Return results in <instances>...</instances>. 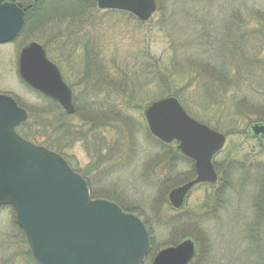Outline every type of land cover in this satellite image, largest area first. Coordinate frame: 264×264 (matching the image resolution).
<instances>
[{
  "label": "rangeland",
  "instance_id": "rangeland-1",
  "mask_svg": "<svg viewBox=\"0 0 264 264\" xmlns=\"http://www.w3.org/2000/svg\"><path fill=\"white\" fill-rule=\"evenodd\" d=\"M78 1L50 0L49 2L48 0L47 3L45 2L47 5L44 4V6L47 7V10L51 9V12L44 13L45 16H42L40 23H33L34 25L24 28L25 30H22L15 40L0 45V94L16 98L20 103V107L27 111V120H29V113L33 112L30 125L31 133L46 140L44 132H47L50 142L55 141L59 133L54 136L52 133L53 128L48 125V128L45 129L44 120L42 119L46 116L54 119V115L44 113L45 116L37 117L39 112L50 111V108H47L48 101L46 100L50 98L21 82L17 72V56L20 48L29 41L36 40L42 45L45 43L44 48L48 51L49 59L58 65L65 80L70 83L75 82V78L78 80L83 72L84 65L78 63L67 64V55L63 54L65 50L60 45L56 47L57 42H55L58 39L56 37L58 32L66 30L67 26L70 25V22H67L69 18L67 20H65L66 18L63 19L65 21L58 25L53 19L54 16L52 17L55 13L64 14L68 12L70 16L73 15L74 8L72 6L74 4L79 5ZM83 2L89 3V0H83ZM155 2L154 14L142 24L127 23V17L122 15L125 12H94L97 22H99L97 25L100 24L101 26V32L97 34L96 31V35L97 37L103 36V42L107 45L113 44L116 35H119V38L116 37V39L119 43L120 41L123 43L121 46L124 50L129 48V51H134L139 55L138 58L145 62H147V57L151 58V56L160 59L161 63L164 64L171 62L174 58L176 69L173 73L179 84L183 86L182 88L186 87L184 93L190 97L191 100L187 99V103L191 107L197 108V105L202 103L207 96L205 93H201V96H199L197 92L191 91L186 86L188 76L204 77V71L199 72L197 66L207 60L205 55L203 56L202 48L199 46V40L202 41L201 36L205 33L208 34V31H213L218 38H226V34L230 33L229 38L232 39L231 41L240 36L245 47L254 50L258 58H264V0H155ZM76 13L75 11L74 14ZM47 19L50 20L45 24ZM41 24L42 26H40ZM147 53H149V56L145 55ZM209 63L210 61L206 64L209 65ZM251 63V69L241 70L238 74L240 77L233 81L244 80L245 84L241 83L236 86V89L239 90L238 93L242 95L239 99L242 100L246 96L243 101L250 97L259 99L257 95L264 91V87L260 88L259 86V83L264 85L262 71L255 61ZM230 82L224 83V88H212V91H215V96H223L221 93H225L226 89L234 88L233 85L229 84ZM146 92H148V89H145L142 94ZM226 94L231 95L228 92ZM239 99H237L238 102H240ZM246 106V111L254 120V114L258 112L256 107L253 104L249 106L247 101ZM129 115H131V119ZM129 115L127 114L130 120L129 127L130 129H136L137 134H128L126 127L125 131L117 130L118 126L115 128L106 127L102 131H105V136L108 139L105 137L101 141L102 144L94 143L91 140L81 142L75 139L74 143H70L68 149L64 150L65 155L53 149L49 150L63 156L74 171L84 176L88 181L89 191L94 193L95 198L114 201L121 208L123 207L122 209L125 212L135 214L145 222L152 232L151 235L155 239L157 249H162L174 245V243H171L174 236H170L169 231L164 229V225L167 223L162 221L168 216L166 211L170 210L168 193L166 195L167 204L161 205L160 194L155 195L156 184L145 178L149 174L146 171L148 161L155 156L159 158L161 154L160 145L153 136H146L144 128L147 125L143 112L141 116L137 109L130 108ZM69 121L71 122L70 117ZM72 122L79 123L75 118ZM228 139L229 137L224 147L229 145L231 140V145L240 143L234 136L233 139ZM57 143L61 145V142ZM253 143L255 142L248 143V148ZM96 147H99L103 154L100 153V158L94 155L97 151ZM238 148L233 153H237L241 157V151L237 152ZM219 155V157L222 156ZM253 160L252 165L264 163V153L261 152V154L255 155ZM174 161L179 165V169L187 170L188 164L181 158L179 160L174 158ZM247 162L250 164L249 161ZM168 163H171V161ZM161 175L162 180H165L167 176ZM238 179V175H235V182ZM239 187L238 191L234 188L230 194L226 193V197L224 196V199L221 200L222 207L219 209V213L216 214L218 218L215 219L216 226L211 239L218 252H223L226 256L230 254L228 257H233L234 259H230L237 263L245 260L246 250H248L245 249V246H249L248 232L251 233V230H247V227L253 229L256 225L258 229L259 225L261 226V232L264 231V221L256 224L252 216V188L250 186L245 187L243 184ZM204 193L205 188L203 186L193 188L184 203V208L179 210L181 213L176 211L174 213L181 214L180 216L185 220L189 218L196 220L198 217H205L206 215H202L203 210L197 211V206L199 208ZM156 203L158 204L156 205ZM135 210L136 212H133ZM213 224L214 221L211 219L202 220L198 228V221L193 224L189 219L186 224L187 227L182 228L181 232L184 230L190 231L188 238L195 242L196 255L199 256V260H192L193 262L191 261L189 264H203L204 259H213V253H209L205 246L208 240L206 239L205 243L202 238V235H204L202 231L214 228L212 227ZM28 254H30L29 248L16 223L13 210L9 206H0V264H36L31 254L30 257ZM219 258L224 260L222 255Z\"/></svg>",
  "mask_w": 264,
  "mask_h": 264
},
{
  "label": "trees",
  "instance_id": "trees-1",
  "mask_svg": "<svg viewBox=\"0 0 264 264\" xmlns=\"http://www.w3.org/2000/svg\"><path fill=\"white\" fill-rule=\"evenodd\" d=\"M18 1L22 2L25 6L28 4L31 5L25 11L22 30H25L30 25H34L33 23H40L42 16H45L43 14L51 12V9L47 10V7L44 6V4L47 5L48 0ZM78 2L79 5L74 4L72 6L74 13L75 11L77 12L76 14L73 13L70 16L66 12L64 14L55 13L52 15L58 25L68 18L69 20L67 22H70L66 30H60L58 32L56 36L58 39L55 40L57 42L56 47L60 45L65 50L63 54L67 55V64L78 63L84 65L83 72L78 80L75 78V82H69L74 91L73 102L75 113L73 117L67 116L56 102L44 97L48 101L47 108H50V111L37 112L38 114H36L37 117L45 116L44 113L54 115V119L46 116V118L42 119L44 123H41L45 124V129L48 128L47 125L53 128L54 131L52 133L54 136L59 133L56 140L50 142L46 134L47 132H44L46 140L42 137H39V139L31 133L30 125L33 119V112L29 113V120L17 128L18 132L24 138L36 144L44 145L49 149L65 155L63 153L64 150L66 148L68 149L69 144H73L75 139L81 142L91 140L94 143L102 144L101 141L106 137L105 131H102V129L106 127L115 128L118 126L117 130L124 131L127 128L128 134H137L138 131L136 129H130L129 127L130 120L127 114L129 115L130 108L137 109L139 115H141L147 104L152 100L167 96L176 97L190 116L209 125L215 130L224 132L229 139H233L234 136L240 142L236 145H231V140L229 145L220 151L219 154L222 156L219 157L220 155L218 154L214 157L213 165L218 174L216 184H203L198 186H203L205 193L202 202L199 204V208L197 206V211H200V209L203 210L204 213L202 215H206L207 217H198L196 220L189 218L190 222L192 221L193 224H196L198 221L199 228V223L202 220L211 219L214 221L212 226L214 228H208L202 231V234H204L202 235L203 240L205 241L207 239L209 241L207 243L205 241V246L209 253H213V259H204L203 264H264V231L261 232V226L259 225L258 229L256 225L253 229L247 227V230H251V233L248 232V237L251 240L249 239V246H245V249H248L246 250L245 260H240L241 262L239 263L232 260L234 259L233 257H230L232 258L230 259L228 257L230 254L226 256L223 252H218L215 245L211 242L218 218L216 214L219 213V209L222 207L221 200L224 199V196L226 197V193L230 194L233 192L234 188L238 191L240 189L239 185L241 184L245 187L250 186L253 190L251 193L253 206L252 216L255 219V223L258 224L260 221H264V163L252 165V160L255 158V155L261 154V152L264 153V147L261 141L259 142V140L254 139L250 135L248 129L253 122H264V91L261 90L262 93L257 95L259 99L250 97L243 101L246 96L240 100L239 98L242 95L238 93L239 90L236 89V86L244 83V80L239 79L237 82H233L234 79L240 77L238 74L241 70L251 69L252 61H255L260 67L264 81V58H258L254 50L245 47L240 36L234 41H231L232 39L229 38L230 33L226 34V38H218L213 31H208V34L205 33L201 36L202 41L199 40V46L202 48L203 56L205 55L207 60L197 66L199 67V72L204 71V77L195 78V75L188 76L186 86L191 91L197 92L199 96H201V93H205L207 96L202 103L197 105V108H193L187 103V99L189 101L191 99L184 93L186 87L182 88L183 86L179 84L173 73L176 69V61L174 58L171 62L164 64L161 63L162 61L160 59L152 56L151 58L147 57L149 56V53H147L145 55H147L146 57L148 59L145 62L141 58H138L139 55L134 51H129V48L128 50H124L121 46L123 43L121 41L119 43L116 39V37L119 38V35H116L112 42L113 44H105L103 42V36L97 37L96 35V31L97 34L101 32V26L100 24L97 25L99 22H97L96 15L94 14V12H98L95 6L96 0H89V3L87 2L88 4L83 2V0H79ZM122 15L127 17V23L142 24L132 15L126 13H122ZM50 19L45 20V24ZM44 46H46L45 43ZM208 61H210L209 65L206 64ZM121 63L123 64L121 65ZM227 81H231L229 84L233 85L234 88L226 89L225 93H221L223 96L216 97L215 91H212V88H224L223 84ZM259 86L260 88L262 86L264 87L260 83ZM145 89H148V92L142 94L145 92ZM227 92L228 94L231 93V95H227ZM246 101L249 106L253 104L258 111L254 114V120H252L246 111ZM69 117L71 118V122L69 121ZM129 117L131 119V115ZM74 118L78 120V124L72 122ZM144 131L146 136L152 137L147 126L144 128ZM56 141L61 142V145ZM156 142L160 145L159 150L161 151V156L159 155V158L155 156L148 161L146 171L149 174L145 178L156 184L157 189L155 195L160 194L162 205L167 204L166 195L168 191L194 178L195 172L192 162L181 156L173 144H163L159 140ZM250 142L255 143L248 148V143ZM237 148V152L241 151V157L237 153H233ZM96 149L97 151L94 155L100 158L102 154L101 149L99 147H96ZM174 158L178 160L181 158L187 163V170L179 169V165L174 161ZM169 161L171 163H168ZM158 168L160 169L158 170ZM161 174L167 176L165 180H162ZM235 175L239 177L237 182L234 180ZM90 195L94 197V193L91 191ZM169 208L171 212L170 210L166 211L168 216L162 221L167 223L164 225V229L169 231L170 236H174L172 237L171 243L175 244L190 236V231L188 230L181 232L182 228L187 227L186 224L189 222V219L185 220L182 218L180 216L181 214H179L181 211L174 213L175 210L170 206ZM133 212H136V210ZM145 225L148 228L146 223ZM148 230L150 234V246L147 260L144 264H147V261L153 258L159 249L156 247L155 239L152 238L151 230L149 228ZM228 247L231 248L230 246ZM221 255L224 260H220L219 257ZM28 256L30 257V254ZM195 260H199L198 255L194 257L193 261Z\"/></svg>",
  "mask_w": 264,
  "mask_h": 264
},
{
  "label": "water",
  "instance_id": "water-1",
  "mask_svg": "<svg viewBox=\"0 0 264 264\" xmlns=\"http://www.w3.org/2000/svg\"><path fill=\"white\" fill-rule=\"evenodd\" d=\"M101 9L128 11L146 21L155 11L154 0H97ZM24 21L21 3L0 0V44L14 39ZM22 80L74 113L72 90L57 66L36 42L18 56ZM149 131L193 160L196 176L168 193L179 209L197 183H215L213 156L225 135L190 117L177 98L151 102L144 111ZM27 112L15 100L0 94V206L13 207L16 222L36 264H142L149 234L140 218L109 200L91 198L86 181L58 153L20 136L16 127ZM251 136L264 145V122L250 125ZM195 255L192 240L161 249L150 264H188Z\"/></svg>",
  "mask_w": 264,
  "mask_h": 264
},
{
  "label": "bare ground",
  "instance_id": "bare-ground-1",
  "mask_svg": "<svg viewBox=\"0 0 264 264\" xmlns=\"http://www.w3.org/2000/svg\"><path fill=\"white\" fill-rule=\"evenodd\" d=\"M22 27H23V25H22ZM22 27H21V29H22ZM21 29H20L19 33L21 32ZM18 34L14 37V39L18 36ZM14 39H12V40H14Z\"/></svg>",
  "mask_w": 264,
  "mask_h": 264
},
{
  "label": "flooded vegetation",
  "instance_id": "flooded-vegetation-1",
  "mask_svg": "<svg viewBox=\"0 0 264 264\" xmlns=\"http://www.w3.org/2000/svg\"><path fill=\"white\" fill-rule=\"evenodd\" d=\"M34 1H36V0H34ZM31 7V6H30Z\"/></svg>",
  "mask_w": 264,
  "mask_h": 264
}]
</instances>
